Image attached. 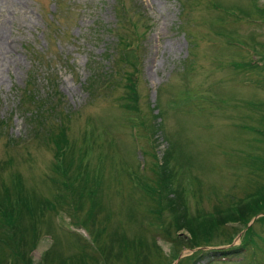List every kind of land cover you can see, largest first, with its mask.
<instances>
[{
  "label": "rangeland",
  "instance_id": "rangeland-1",
  "mask_svg": "<svg viewBox=\"0 0 264 264\" xmlns=\"http://www.w3.org/2000/svg\"><path fill=\"white\" fill-rule=\"evenodd\" d=\"M128 41L139 111L123 73L102 77ZM251 127L264 129V0H0V186L39 207L35 245L16 248L29 264H264V210L219 222L263 202ZM60 131L68 174L85 173L73 186L96 187L76 210L54 194Z\"/></svg>",
  "mask_w": 264,
  "mask_h": 264
},
{
  "label": "trees",
  "instance_id": "trees-1",
  "mask_svg": "<svg viewBox=\"0 0 264 264\" xmlns=\"http://www.w3.org/2000/svg\"><path fill=\"white\" fill-rule=\"evenodd\" d=\"M133 25L135 26V23H133ZM138 36H137V41H138ZM121 41L118 42V44H120ZM137 48V45L132 41H128L125 45V52L127 53V56L125 57L123 56H118L117 54L115 59L113 60V65H112V72L109 75L108 74H104V84L106 83V81H108L110 79V77L113 74H119L123 73L124 74V80H126L125 83V89H126V98H124V103L123 106L125 108H127L130 111H139V106L137 104V99H138V89H137V84L135 83L134 80H136V78L134 77V75L137 74L138 70H139V65H140V59L138 57V55L135 56V49ZM130 55H132V58L130 57ZM136 77H138V75H136ZM27 86V84H26ZM26 86L24 87V89L22 90L23 93H26V91H28V88H26ZM26 89V91H25ZM26 99V96H25ZM28 100V99H26ZM32 102L34 103H38L37 106L33 107V108H28V114L25 115L26 120L29 119V121L31 122L32 120L34 121V118L37 113L39 112L40 114H42V111L40 110L42 107V101L40 98H37L36 96L34 97V99L32 100ZM46 107V106H45ZM131 125L133 127L136 128L135 123L132 122ZM142 125H146V122L143 121ZM244 126V125H242ZM159 127V125H158ZM35 131V129H33ZM251 131L254 132V134L261 136L262 139H256L257 141H261L264 143V129L259 128V127H251L250 129ZM149 133H151L148 130ZM32 133H34L32 131ZM54 144H56V152L54 154V161H56L55 166L58 170H60L61 175L64 173L65 178L63 180H55L54 183L56 185H61L60 187L56 188V195H58L59 197H64V194L61 193L59 194L61 191H64L65 189L67 190V192L69 193V197H70V202H68V204H71V206L73 207L74 210H76L77 205H76V199L81 200L82 197H87V198H91L93 199L94 195L96 194L94 191L96 190V187H89L87 186V184H83L81 185L79 188H76V186H73L72 184V179L75 178V175L77 177H81L83 176L85 173L82 171H77L73 177L72 174H68V162H67V154L69 151V140L67 135L63 132L60 131L57 135V137H55L54 139ZM83 158V157H82ZM252 164L255 165V169L260 170V171H264V157H262L261 155H255L253 157V160H251ZM157 165V164H156ZM159 166V165H158ZM160 171V170H159ZM158 169L155 170V172H159ZM162 184V181H161ZM90 189V190H89ZM89 190V194L86 195V191ZM145 191H150L152 194H154L155 192V188H153L152 186L148 187V189H146L145 186ZM81 192V193H80ZM16 195H11V192L9 190V186H0V221L1 218L5 219L2 221V223L4 224V229L0 231V264H29L28 262V258L26 257V255H28V251L27 252H21L20 250L16 249L17 246L20 247L22 244L21 240H26L28 239V248L32 249L33 246L35 245V240H36V235H35V228L37 227V224L40 223L39 218L36 216V208L39 209V207L37 205H34L33 202L30 200V198H26L25 196H23L19 190L15 192ZM86 198V199H87ZM252 197H250V195H248V197H245V200H241L238 205L237 203H231L229 205V207L234 208L231 211V214H229L227 218H221L219 220L220 224H224L228 221H241L242 223L246 224L248 223V221H250L252 219V217H254L255 215H257L258 213H260L261 211L264 210V199L263 202H260L258 200H252ZM155 199V198H154ZM174 199H169L168 200V204L173 205L172 202H174ZM50 205L51 210H54L56 207L53 205H56L54 203H49L46 202ZM82 203V202H81ZM241 203V204H240ZM43 205V203H42ZM45 205V204H44ZM92 207L93 205L90 204ZM170 205V206H171ZM36 206V207H35ZM57 206V205H56ZM228 207V208H229ZM94 208V207H93ZM176 210L180 208V203L175 207ZM41 209V208H40ZM170 209L172 210L173 207L171 206ZM42 210V209H41ZM151 210H153V212L157 213V217L159 216V212L160 210H156L154 208H151ZM90 211H92L90 209ZM182 212H187L185 207H182L181 209ZM228 211H230V208L228 209ZM44 214V211H43ZM21 218L27 220L29 223V226L31 227V230L29 232V235L26 236V234L24 233V231L19 228L18 226H15V224L17 223V221H19ZM261 218V217H260ZM85 222H87V220H85ZM160 222H162V219L160 217ZM28 224H26V232H28ZM162 227V226H161ZM165 231V230H164ZM19 235V241L18 243L14 240V238ZM21 234L24 236V239L21 237ZM232 237V234L230 235ZM95 239H97V236H94ZM230 237V238H231ZM192 240V239H191ZM197 240V239H196ZM194 242V241H193ZM26 243V242H25ZM208 243V242H206ZM212 243V242H211ZM194 244H196L194 242ZM210 244V242H209ZM196 245H200L201 244H196ZM211 245V244H210ZM187 246H193V244H189ZM14 250H17L16 252H14ZM222 254L228 252V251H218ZM16 253L18 254V256L16 255ZM220 258V257H219Z\"/></svg>",
  "mask_w": 264,
  "mask_h": 264
}]
</instances>
